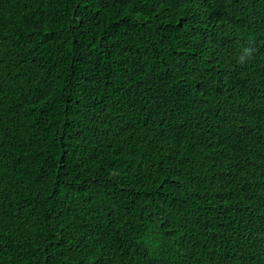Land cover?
I'll return each instance as SVG.
<instances>
[{"label": "trees", "instance_id": "1", "mask_svg": "<svg viewBox=\"0 0 264 264\" xmlns=\"http://www.w3.org/2000/svg\"><path fill=\"white\" fill-rule=\"evenodd\" d=\"M0 264H264V0H0Z\"/></svg>", "mask_w": 264, "mask_h": 264}]
</instances>
